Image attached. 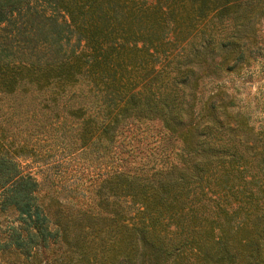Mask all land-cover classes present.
Instances as JSON below:
<instances>
[{
  "label": "trees",
  "instance_id": "1",
  "mask_svg": "<svg viewBox=\"0 0 264 264\" xmlns=\"http://www.w3.org/2000/svg\"><path fill=\"white\" fill-rule=\"evenodd\" d=\"M257 55L264 0H0V264H264Z\"/></svg>",
  "mask_w": 264,
  "mask_h": 264
},
{
  "label": "rangeland",
  "instance_id": "2",
  "mask_svg": "<svg viewBox=\"0 0 264 264\" xmlns=\"http://www.w3.org/2000/svg\"><path fill=\"white\" fill-rule=\"evenodd\" d=\"M227 85L230 89L241 96L240 102L249 104V108L253 113L258 112L255 108L256 102H264V56L257 55L252 64L242 71L241 76H236L235 73L227 76ZM264 116V114H263ZM27 162V163H26ZM26 168L37 170L36 163L30 159L22 161ZM14 217V212L7 211L0 213V232L4 233L8 229L10 219Z\"/></svg>",
  "mask_w": 264,
  "mask_h": 264
}]
</instances>
